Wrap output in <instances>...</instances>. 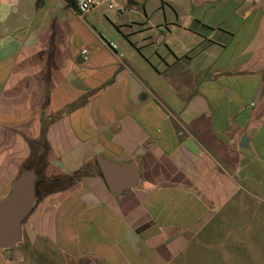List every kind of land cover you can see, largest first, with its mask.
Here are the masks:
<instances>
[{"label":"crops","instance_id":"crops-1","mask_svg":"<svg viewBox=\"0 0 264 264\" xmlns=\"http://www.w3.org/2000/svg\"><path fill=\"white\" fill-rule=\"evenodd\" d=\"M118 5L0 0V201L38 169L0 264H174L264 198V0ZM99 156L135 187L112 193Z\"/></svg>","mask_w":264,"mask_h":264},{"label":"rangeland","instance_id":"rangeland-1","mask_svg":"<svg viewBox=\"0 0 264 264\" xmlns=\"http://www.w3.org/2000/svg\"><path fill=\"white\" fill-rule=\"evenodd\" d=\"M30 168L38 173L31 162L24 165ZM243 202L216 212L198 238L200 244H192L194 252L174 264H264V198L248 196ZM25 222L26 218L23 226Z\"/></svg>","mask_w":264,"mask_h":264},{"label":"water","instance_id":"water-1","mask_svg":"<svg viewBox=\"0 0 264 264\" xmlns=\"http://www.w3.org/2000/svg\"><path fill=\"white\" fill-rule=\"evenodd\" d=\"M97 163L112 193L135 187L137 176L134 165L112 164L101 156L97 157ZM126 170L129 172L127 178ZM36 178L33 170L23 171L13 181L10 194L0 201V250L21 240V225L35 202Z\"/></svg>","mask_w":264,"mask_h":264},{"label":"built area","instance_id":"built-area-1","mask_svg":"<svg viewBox=\"0 0 264 264\" xmlns=\"http://www.w3.org/2000/svg\"><path fill=\"white\" fill-rule=\"evenodd\" d=\"M118 1L119 0H76V6L79 11V14H86L103 5H105L106 8L110 10L118 9L119 8ZM81 54L84 57V59H86L88 55V51L82 50Z\"/></svg>","mask_w":264,"mask_h":264},{"label":"trees","instance_id":"trees-1","mask_svg":"<svg viewBox=\"0 0 264 264\" xmlns=\"http://www.w3.org/2000/svg\"><path fill=\"white\" fill-rule=\"evenodd\" d=\"M72 6H75L76 0H67ZM98 169V166H96ZM31 169V168H30Z\"/></svg>","mask_w":264,"mask_h":264}]
</instances>
